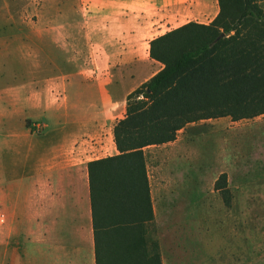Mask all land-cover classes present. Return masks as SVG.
<instances>
[{"label":"crops","instance_id":"0c3cea01","mask_svg":"<svg viewBox=\"0 0 264 264\" xmlns=\"http://www.w3.org/2000/svg\"><path fill=\"white\" fill-rule=\"evenodd\" d=\"M74 1L86 11L88 65L45 78L37 93L28 81L0 87V228L40 229L42 264H96L88 165L118 154L127 96L162 69L150 42L220 11L218 0ZM101 76L113 102H103Z\"/></svg>","mask_w":264,"mask_h":264},{"label":"rangeland","instance_id":"374dc122","mask_svg":"<svg viewBox=\"0 0 264 264\" xmlns=\"http://www.w3.org/2000/svg\"><path fill=\"white\" fill-rule=\"evenodd\" d=\"M81 10L74 0H0V87L28 81L37 93L45 78L88 65ZM98 80L103 102H111ZM144 151L154 211L147 239L150 247L158 242L162 264H264V115L192 123L174 142ZM40 235L2 226L0 264H42Z\"/></svg>","mask_w":264,"mask_h":264},{"label":"trees","instance_id":"16d2710c","mask_svg":"<svg viewBox=\"0 0 264 264\" xmlns=\"http://www.w3.org/2000/svg\"><path fill=\"white\" fill-rule=\"evenodd\" d=\"M218 2L210 24L191 22L150 42L162 69L127 96L113 129L118 154L88 165L96 264H162L158 242L147 239L146 148L174 142L199 121L264 115V9L260 0ZM216 189L224 190L219 181Z\"/></svg>","mask_w":264,"mask_h":264}]
</instances>
